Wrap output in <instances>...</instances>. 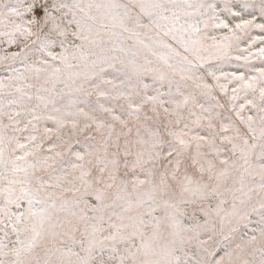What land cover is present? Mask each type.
Wrapping results in <instances>:
<instances>
[{"label":"snow or ice","instance_id":"snow-or-ice-1","mask_svg":"<svg viewBox=\"0 0 264 264\" xmlns=\"http://www.w3.org/2000/svg\"><path fill=\"white\" fill-rule=\"evenodd\" d=\"M0 264H264V0H0Z\"/></svg>","mask_w":264,"mask_h":264}]
</instances>
